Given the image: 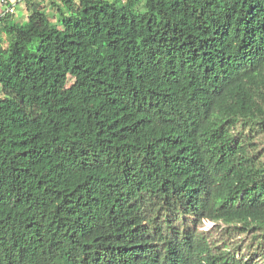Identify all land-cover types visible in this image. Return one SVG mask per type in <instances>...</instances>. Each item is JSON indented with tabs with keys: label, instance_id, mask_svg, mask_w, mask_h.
Here are the masks:
<instances>
[{
	"label": "trees",
	"instance_id": "obj_1",
	"mask_svg": "<svg viewBox=\"0 0 264 264\" xmlns=\"http://www.w3.org/2000/svg\"><path fill=\"white\" fill-rule=\"evenodd\" d=\"M0 9V264H264V0Z\"/></svg>",
	"mask_w": 264,
	"mask_h": 264
},
{
	"label": "rangeland",
	"instance_id": "obj_2",
	"mask_svg": "<svg viewBox=\"0 0 264 264\" xmlns=\"http://www.w3.org/2000/svg\"><path fill=\"white\" fill-rule=\"evenodd\" d=\"M15 7L14 19L17 21H23L28 15V11L25 8L24 0H10ZM144 0L136 1L135 7L137 9H143ZM44 11L50 18L52 25L58 26V13L55 7L51 4V0H45L42 5ZM4 6L0 5V9ZM259 151L264 154V134L260 135L257 141ZM223 225H219L210 220H203L199 225L198 230L205 232L206 236L214 243H217L221 248H227L229 252L234 253L236 257H242L247 259H258V255L264 248V238L256 232H243L239 230H228L223 228Z\"/></svg>",
	"mask_w": 264,
	"mask_h": 264
},
{
	"label": "built area",
	"instance_id": "obj_3",
	"mask_svg": "<svg viewBox=\"0 0 264 264\" xmlns=\"http://www.w3.org/2000/svg\"><path fill=\"white\" fill-rule=\"evenodd\" d=\"M0 5L4 6L5 12H14L15 10V5L14 3L12 4L10 0H0Z\"/></svg>",
	"mask_w": 264,
	"mask_h": 264
}]
</instances>
